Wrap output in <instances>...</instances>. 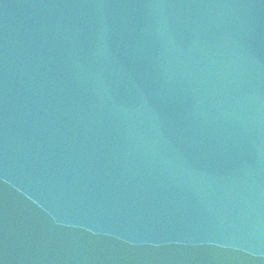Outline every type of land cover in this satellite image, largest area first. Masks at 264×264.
Returning a JSON list of instances; mask_svg holds the SVG:
<instances>
[{
	"label": "water",
	"instance_id": "water-1",
	"mask_svg": "<svg viewBox=\"0 0 264 264\" xmlns=\"http://www.w3.org/2000/svg\"><path fill=\"white\" fill-rule=\"evenodd\" d=\"M0 264H264V0H0Z\"/></svg>",
	"mask_w": 264,
	"mask_h": 264
}]
</instances>
